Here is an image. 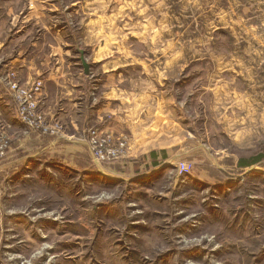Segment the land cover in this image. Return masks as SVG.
Masks as SVG:
<instances>
[{
  "label": "rangeland",
  "instance_id": "1",
  "mask_svg": "<svg viewBox=\"0 0 264 264\" xmlns=\"http://www.w3.org/2000/svg\"><path fill=\"white\" fill-rule=\"evenodd\" d=\"M81 3V25L69 8L59 24L68 55L77 60L81 47L91 62L88 100L98 107L105 102L109 72L102 63L118 56L121 44L143 61L111 70L114 78H125L119 87L143 89L138 83L146 79L160 100L132 110L118 131L104 128L111 115L106 111L80 137L93 161L90 148L101 156L99 164L124 162L126 170L130 162L137 170L147 154L143 169L156 162L159 170L151 180L130 181L103 168L27 156L16 162V137L58 135L64 123L44 110L42 79L21 83L10 71L21 133L0 130V264H264V2L254 18L249 0ZM90 17L102 25L95 41L85 33ZM243 21L257 31L242 28ZM110 40L119 47L92 62L98 45ZM171 54L178 63L162 72ZM12 83L26 89L38 84L34 126L20 119ZM130 151L137 156L127 160ZM259 153L260 161L238 165L240 157Z\"/></svg>",
  "mask_w": 264,
  "mask_h": 264
},
{
  "label": "crops",
  "instance_id": "2",
  "mask_svg": "<svg viewBox=\"0 0 264 264\" xmlns=\"http://www.w3.org/2000/svg\"><path fill=\"white\" fill-rule=\"evenodd\" d=\"M249 1V17L254 18L257 15L255 12L258 9L262 10L261 6L264 0L258 3L256 0ZM81 2L82 0H0V130L7 127L11 128L12 133H21V128L16 125L18 121L16 109L11 91L8 88L9 72L14 71L16 79L21 83L32 82L36 78H40L43 81L41 96L43 108L47 113H52L61 119L64 123V130L61 134L54 136L25 134L16 137L17 141H14L11 147V155H14L16 162L20 156H27L28 159L33 157V160L36 157L41 158L44 162L55 161L63 164H74L76 168H80L82 165V168L85 169L90 167V169L101 170L103 168L107 170L106 174L112 178L123 176L130 181L143 178L151 180L156 177L155 173L159 168L154 162L155 165L152 169H143L144 165L150 163L147 160V154L142 156L144 158L142 159L143 163L136 166L139 168L137 170L130 162L126 170L124 169V162L104 166L91 159L88 146L80 137L86 124L92 121L99 122L106 111L107 113L110 112L111 115L109 120L103 122L104 128L118 131L122 129L124 123L129 121L127 116L130 117L132 110H141L152 102L156 106L160 100V91L158 92L156 87L146 79H140L138 83L143 89L131 91L130 88L127 90L124 86L119 87V82L125 78H114L115 74L111 70L123 64H142L143 61L134 56L126 44H121L122 52L118 56L102 63L104 70L109 72L106 74V82L102 84L106 88L102 90V95L105 98L103 105L101 107L94 106V102L88 100L89 95L86 86L88 78L92 74L83 71L79 56L75 60L68 55L70 45L64 38V25L59 24L60 18L67 15L65 9L69 8L73 14L79 16L78 22L81 25L83 15ZM140 11L142 8H139ZM241 11H244L243 3ZM261 14L264 19L263 10ZM84 25L86 26L87 37L95 41V34L99 32L98 25L102 27L100 18H87ZM241 25L242 28L249 25L251 32H256L258 28L252 23L246 24L244 22ZM260 27L264 29V26ZM255 39L259 40L256 35H253L251 40L256 42ZM153 45L162 47L163 41L155 40ZM108 47L111 49L119 46L115 40H110L109 44L101 47L98 45L95 57L91 58V61L95 62V59L103 58L104 55L108 54ZM77 49L79 51L82 48L77 47ZM86 60L91 64L90 60ZM163 63L165 67L161 70L162 72L166 68L177 65L178 58L172 54L166 55ZM160 74L161 72H158V75ZM116 100L117 103L114 104L113 101ZM135 128H141V125H136ZM25 143L27 145L32 144L31 150L24 146ZM136 156L137 154H132L130 151L127 160L134 159ZM80 160L81 163H78ZM152 161H156V159L154 158ZM116 166L122 170H117Z\"/></svg>",
  "mask_w": 264,
  "mask_h": 264
},
{
  "label": "built area",
  "instance_id": "3",
  "mask_svg": "<svg viewBox=\"0 0 264 264\" xmlns=\"http://www.w3.org/2000/svg\"><path fill=\"white\" fill-rule=\"evenodd\" d=\"M11 86L15 92V96L19 100V103L17 105V112H18L20 119L23 120L28 125L34 126L35 122L34 120H32L33 118L32 111L36 105L35 95L37 94L36 90L38 89V84H36L33 88H29V89L22 88L17 83H12ZM37 116L40 118L39 114ZM40 122L41 121H39V123ZM90 149H91L90 151H91V154L94 160L100 163L99 158L101 156L97 155L96 152L92 148ZM179 167H181L182 169L185 168L184 162H180Z\"/></svg>",
  "mask_w": 264,
  "mask_h": 264
},
{
  "label": "trees",
  "instance_id": "4",
  "mask_svg": "<svg viewBox=\"0 0 264 264\" xmlns=\"http://www.w3.org/2000/svg\"><path fill=\"white\" fill-rule=\"evenodd\" d=\"M150 155L155 156V152L151 151ZM262 158H263V154H261V153L254 155L251 159H246V158L240 157L238 159V165L239 166H245V165H249L252 163H256V162L260 161Z\"/></svg>",
  "mask_w": 264,
  "mask_h": 264
},
{
  "label": "water",
  "instance_id": "5",
  "mask_svg": "<svg viewBox=\"0 0 264 264\" xmlns=\"http://www.w3.org/2000/svg\"><path fill=\"white\" fill-rule=\"evenodd\" d=\"M79 52H80L79 57H80V60H81V64H82V66H83V71H84L85 73H89V71H90V64H89V62L86 60V58H85V56H84V50H83V49H80Z\"/></svg>",
  "mask_w": 264,
  "mask_h": 264
},
{
  "label": "bare ground",
  "instance_id": "6",
  "mask_svg": "<svg viewBox=\"0 0 264 264\" xmlns=\"http://www.w3.org/2000/svg\"><path fill=\"white\" fill-rule=\"evenodd\" d=\"M98 164V163H97Z\"/></svg>",
  "mask_w": 264,
  "mask_h": 264
}]
</instances>
